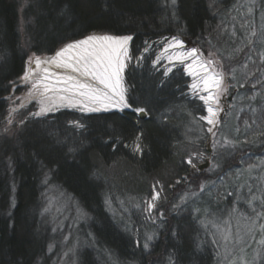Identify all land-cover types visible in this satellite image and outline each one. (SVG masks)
<instances>
[{
  "label": "trees",
  "instance_id": "obj_1",
  "mask_svg": "<svg viewBox=\"0 0 264 264\" xmlns=\"http://www.w3.org/2000/svg\"><path fill=\"white\" fill-rule=\"evenodd\" d=\"M261 3L256 0L247 17L238 0H177L175 5L172 0H0V125L9 111L6 96L22 76L29 55L52 54L96 32L132 36L133 58L145 42L174 35L194 46L209 39L228 50L239 48L230 54L239 64L237 92L245 102L258 103L264 100ZM246 25L255 27L252 37L244 34ZM149 63L143 56L140 65L129 64L125 70L127 102L144 107L145 118L128 110L89 115L61 110L28 117L12 134L0 132V264L51 263L50 240L37 234L36 214L49 186L71 196L88 216L97 258L93 249H86L79 264H100V254L116 264H169L170 259L176 264H216L217 252L202 223L203 201L198 207L189 204L169 212L159 226H150L155 239L145 250L146 232L135 238L137 221L123 226L105 199L128 191L148 195L155 177L166 191L180 177L193 185L206 180L184 159L221 131L228 132L233 143L227 154L219 155L214 177L229 174L225 192L233 189L237 173L264 156V108L253 113L244 109L239 119L222 118L214 135L206 133L199 119L202 104L186 94L187 77L179 68L164 76ZM72 121L80 122L82 129L73 128ZM138 136L142 155L132 150ZM227 202L229 194L218 204Z\"/></svg>",
  "mask_w": 264,
  "mask_h": 264
},
{
  "label": "rangeland",
  "instance_id": "obj_2",
  "mask_svg": "<svg viewBox=\"0 0 264 264\" xmlns=\"http://www.w3.org/2000/svg\"><path fill=\"white\" fill-rule=\"evenodd\" d=\"M238 1L240 5H243L242 13L250 17L256 6V0ZM262 2L261 6H259V15L262 17L263 28H261L264 35V0H262ZM246 26L244 34L246 37H252V35L255 34V27L252 29V26L251 28ZM100 34L114 35L101 32L90 33L88 35ZM174 36L184 41L185 50L193 47L199 49L200 53H202L199 57L202 60L212 59L215 62L214 70L223 72L225 81L222 88L226 87L227 92L223 93L220 97L219 107L222 108L223 111L218 113V123L220 119L229 118L231 116L238 117L239 119L244 109H249V111L253 113L256 111V108H264V100L260 99L258 103L245 102L241 94L237 92L239 77L236 75V72L239 70V64L233 62L230 54L232 51H239V48L236 50H228L229 47L225 45L219 47L209 39L207 42H202L198 46H194L190 45L185 39L176 35ZM172 37L173 36H165L157 41L145 42L140 55L135 58L130 54L131 40L128 42L131 59L126 62V67L123 72V90L125 97L127 91L125 85V70L129 64L138 66L141 64L143 56H147L150 59L149 66L155 71L162 72L163 75L164 66H172L168 63V60L161 55L163 45L171 40ZM215 47H218V49ZM225 48H228L227 51ZM145 49H147V51H145ZM260 49H262V46ZM210 53L211 56L209 55ZM31 56L33 55H29L25 60L22 76L26 69L29 71L31 64L29 65L27 61ZM37 56L45 57L47 55ZM157 56H161V60L160 63L154 67L153 61ZM244 56L248 57L249 52H244ZM140 57H142V59H139ZM178 68L188 79L186 94H188L190 98L200 101L198 95L206 94L202 91L199 93L194 92L190 88V85L196 82V79L188 75L183 65L176 63L173 70ZM21 77L16 84L11 86L10 93L6 96L9 111L7 117L0 125V132L5 135L17 131L22 125L20 121L32 117L29 113L38 111L40 107L37 102L40 98L39 93L31 89V84L34 81L29 80L26 83ZM30 90L33 95H29ZM200 103L202 104L204 112L202 116H205V105L202 101H200ZM21 105H23V107H21ZM12 109H16V111L13 112ZM61 110H67L79 115L112 111L122 112L118 109L98 112H81L78 107L69 108L64 105H59V107L54 108L48 115ZM125 110L131 111L130 109ZM9 119L12 120L11 124L8 123ZM201 121L206 125V133H209L207 131L209 125H207L206 121ZM74 122L76 121L70 122L73 128L77 130L82 129V127H77ZM218 123L217 125H219ZM224 129L227 130L226 125ZM250 139V143H254L252 142L254 138ZM232 143L233 140L231 135L228 132L221 131L218 135H214L212 141L209 143L204 141L201 147L198 149L195 147L194 150L196 151L191 150L190 155L184 159V163L190 167L193 173H202L203 176H207L206 180H200L193 185L191 179L185 180L180 177L179 179H175L171 186L169 185L168 191H166L163 183L155 177V179H152L148 195L143 194L136 196L129 191L117 196L109 195L105 200L110 213H112V216L115 218L120 219L123 226H129L130 222L135 219L137 221L135 223H138L139 227L132 229V233L136 238L140 232H146L142 239L144 245V243L150 244L155 239L154 230L149 231L148 229L150 226H159L161 221L165 220L169 212H175L181 207L189 204L198 205L201 203L199 201H203L204 205L202 204V208H200L202 209V223L209 234L210 240L212 241L215 239L217 241L215 245L213 244L217 252L216 264H263L264 244H262L261 241H264V232L260 230L259 225L264 223V216L256 218V213L253 212L252 209L255 208L259 212H264V156L255 159V162L252 163L251 167H248L247 170L239 171L236 177L231 180L232 184H236V186L234 185L233 189H227L228 191L225 192V181L230 177L229 174H221L217 179H215L214 175L220 167L219 155L227 154L228 151L226 149L232 145ZM132 150L134 152V146ZM201 156L203 159H201ZM190 157H192L193 163L196 164V168H193L187 163ZM110 166L111 169L109 170L113 171L112 167L115 168L114 163ZM202 178L205 179V177ZM154 185L156 186L155 191L159 193V198L153 202L151 201V197ZM201 187H203V191H201ZM219 192L221 193L219 194ZM229 193H231V195H229V202L219 205V201L227 197ZM253 197H256V199H253ZM148 202H153L155 208L149 211ZM197 205L196 207H198ZM160 213H163L162 217ZM36 214L40 224L37 234L40 237L45 235L46 238L50 240L47 249L52 254L50 264H79L81 255L86 249H93L97 258V249L92 242V236L88 228V216L71 196L54 187H46L39 201ZM214 225H218L219 228ZM224 235L228 236L227 240L223 239ZM148 236H152L153 239L148 241ZM105 256V254H100L98 256V259L101 260L99 261L100 264H116Z\"/></svg>",
  "mask_w": 264,
  "mask_h": 264
},
{
  "label": "snow or ice",
  "instance_id": "obj_3",
  "mask_svg": "<svg viewBox=\"0 0 264 264\" xmlns=\"http://www.w3.org/2000/svg\"><path fill=\"white\" fill-rule=\"evenodd\" d=\"M176 2L177 0H172L173 5H175ZM132 38V36L89 35L82 40L68 43L63 48L56 51L54 56L44 60L33 53V56L28 58L27 63L29 65L35 63L37 68H39L42 63L55 65L57 68L65 69L68 74L50 73L48 68L44 69L45 76L31 84V89L39 93L40 98L37 102L40 107L38 111L30 112L29 115L32 117L45 116L51 113L54 108L59 107V105L55 103L54 98L47 95L49 92L56 91L65 94L71 93V95H59V101L61 104L66 102L70 107L78 106L81 112H98L109 109L124 111L125 109H130L137 117L141 114L146 115L147 110L144 107L133 108L132 105L127 102L124 90L119 87L120 74L124 71L126 62L131 59L128 42L132 40ZM184 47V41L173 36L164 51L167 52L170 48L183 49ZM70 50H75L76 54L71 57H66L65 54ZM145 51H147V49H145ZM201 55L202 53H200L199 49L193 47L182 53H177L174 56L170 55L166 57L168 63L172 66H164V75L167 76L169 73L173 72L176 63L183 65L184 70L189 75H193L191 71L192 63L185 62H195ZM209 55L211 56V53ZM139 59H142V57ZM160 60L161 56H157L153 61V66L155 67L159 64ZM262 60H264V57H262ZM214 65L215 62L212 59L199 61L203 76L199 83L193 82L190 85V88L194 92L199 93L202 91L207 93V95H198L199 100L205 105V111L207 112V115L201 116L199 119L206 121L207 125H209L207 129L209 133H213V128L217 126L218 113L223 111V109L219 107L220 97L223 93L227 92L226 87L222 88L225 81L224 74L222 71H215ZM50 76H55L56 85L62 87L56 88L49 83L41 84V80H48ZM30 78L31 73L26 69L21 79L27 83ZM241 87H243V85H241ZM213 89L215 91H213ZM29 95H33L31 90ZM21 107H23V105H21ZM12 111L15 112L16 109H12ZM20 122L21 124L25 123L24 120ZM8 123L11 124L12 120L9 119ZM74 123L77 127H83L78 121ZM136 139L137 142L135 143L134 151L142 155L144 149L139 143L140 137L138 136ZM201 159H203L202 156ZM187 163L193 168H196V164L193 163L192 157L187 160ZM249 167H251V165ZM155 187L154 185L151 197V201L153 202L159 198V193L155 191ZM201 191H203V187H201ZM229 195H231V193H229ZM253 199H256V197H253ZM153 202H148L149 211L155 208ZM252 211L256 213V218L264 216V212H259L255 208H253ZM160 216L162 217L163 213H160ZM214 226L219 228L218 225ZM259 227L260 230L264 232V223H261ZM152 239V236L147 237L148 241ZM223 239L227 240L228 236L224 235ZM211 243L215 245L217 241L214 239ZM261 243L264 244V241H261ZM139 244L140 242L137 241V246H139ZM143 247L147 250L149 249V244L144 243ZM169 264H176V262L170 259Z\"/></svg>",
  "mask_w": 264,
  "mask_h": 264
},
{
  "label": "bare ground",
  "instance_id": "obj_4",
  "mask_svg": "<svg viewBox=\"0 0 264 264\" xmlns=\"http://www.w3.org/2000/svg\"><path fill=\"white\" fill-rule=\"evenodd\" d=\"M100 35H107V34H100ZM100 35H96V36H100ZM113 36H115V35H113ZM86 37L87 36H85L83 38H80V39H77V40H73V41H79V40H82V39H84ZM73 41H71V42H73ZM169 41L166 42L163 45L162 49H161V55L163 57L166 58V57H168L170 55L174 56L177 53H182V52L186 51L185 48H183V49H180V48H170L167 52H165L164 49L167 47ZM71 42H69V43H71ZM67 44H65V45H67ZM65 45H63L62 47H60L56 51L60 50ZM55 52L52 53V54H50V55H47L45 57H41V59L44 60V59L50 58V57H52V56L55 55ZM75 54H76L75 50H70L69 52H67L65 54V56L66 57H71V56H74ZM201 60L202 59L199 57L195 62H193V61H186L187 63H192L191 71H192L193 75H190V76L193 77V78H195L197 83H199V81L201 80V78L203 76V72H202V70H201V68L199 66V61H201ZM45 68H48L50 73H65V74H68V73H66V70L65 69H63V68H57L55 65H49V64L42 63L40 65V67L37 68L36 64L35 63H32L31 66H30V68H29V72L31 73L30 80H32V81L40 80L41 77L45 76V72H44V69ZM123 72L124 71H122L121 74H120V84H119V87L122 88V89H124V87H123ZM81 79H83V78H81ZM43 83L52 84L56 88L62 87L60 85H56L55 76H50L48 80H41V84H43ZM213 91H215V90L213 89ZM205 94L207 95V93H205ZM47 95L50 96V97H53L54 100H55V103L57 105H64V106L69 107V108H74V107L68 106L66 102L63 103V104H61V102L58 99V96L59 95H71V93L65 94V93H60V92L56 91V92H49V93H47ZM101 111H103V110H101ZM206 115H207V112H206Z\"/></svg>",
  "mask_w": 264,
  "mask_h": 264
},
{
  "label": "water",
  "instance_id": "obj_5",
  "mask_svg": "<svg viewBox=\"0 0 264 264\" xmlns=\"http://www.w3.org/2000/svg\"><path fill=\"white\" fill-rule=\"evenodd\" d=\"M146 115L145 114H141L138 118L142 119V118H145Z\"/></svg>",
  "mask_w": 264,
  "mask_h": 264
}]
</instances>
